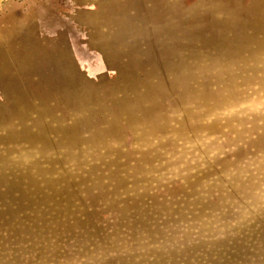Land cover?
<instances>
[{
	"label": "rangeland",
	"instance_id": "rangeland-1",
	"mask_svg": "<svg viewBox=\"0 0 264 264\" xmlns=\"http://www.w3.org/2000/svg\"><path fill=\"white\" fill-rule=\"evenodd\" d=\"M0 264H264V0H0Z\"/></svg>",
	"mask_w": 264,
	"mask_h": 264
},
{
	"label": "crops",
	"instance_id": "crops-1",
	"mask_svg": "<svg viewBox=\"0 0 264 264\" xmlns=\"http://www.w3.org/2000/svg\"><path fill=\"white\" fill-rule=\"evenodd\" d=\"M98 63H100V61H99V59H98V57L97 56H95V58H94V63H89V62H86V70H87V73L89 74V75H93L94 73H90V69H89V67H92L93 69L94 68H96L97 67V65H98ZM102 64V65H101ZM100 65H101V69H102V67H104V65H103V63H100ZM100 73H102V70L101 71H98V72H95V74H94V76H96V75H98V74H100Z\"/></svg>",
	"mask_w": 264,
	"mask_h": 264
}]
</instances>
